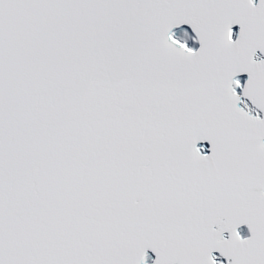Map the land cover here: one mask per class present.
Returning a JSON list of instances; mask_svg holds the SVG:
<instances>
[{"label": "snow or ice", "instance_id": "1", "mask_svg": "<svg viewBox=\"0 0 264 264\" xmlns=\"http://www.w3.org/2000/svg\"><path fill=\"white\" fill-rule=\"evenodd\" d=\"M0 264H264V0H0Z\"/></svg>", "mask_w": 264, "mask_h": 264}]
</instances>
